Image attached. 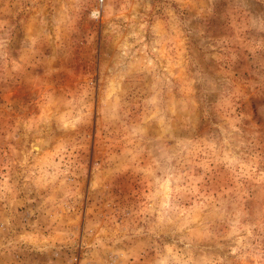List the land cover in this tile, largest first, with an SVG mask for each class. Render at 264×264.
<instances>
[{"label": "rangeland", "instance_id": "1", "mask_svg": "<svg viewBox=\"0 0 264 264\" xmlns=\"http://www.w3.org/2000/svg\"><path fill=\"white\" fill-rule=\"evenodd\" d=\"M110 261L264 264V0H0V264Z\"/></svg>", "mask_w": 264, "mask_h": 264}, {"label": "built area", "instance_id": "2", "mask_svg": "<svg viewBox=\"0 0 264 264\" xmlns=\"http://www.w3.org/2000/svg\"><path fill=\"white\" fill-rule=\"evenodd\" d=\"M102 1H103V0H98L99 5H100V3H102ZM97 264H104V263L99 262V263H97ZM106 264H117V263H116L115 261H110V262H108V263H106Z\"/></svg>", "mask_w": 264, "mask_h": 264}, {"label": "bare ground", "instance_id": "3", "mask_svg": "<svg viewBox=\"0 0 264 264\" xmlns=\"http://www.w3.org/2000/svg\"><path fill=\"white\" fill-rule=\"evenodd\" d=\"M35 147L38 148V147H40V146H39V145H36Z\"/></svg>", "mask_w": 264, "mask_h": 264}]
</instances>
